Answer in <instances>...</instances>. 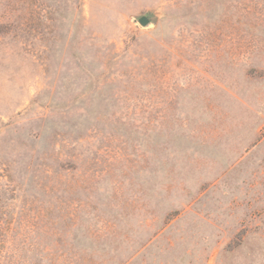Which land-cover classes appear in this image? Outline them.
Here are the masks:
<instances>
[{"label": "rangeland", "instance_id": "obj_1", "mask_svg": "<svg viewBox=\"0 0 264 264\" xmlns=\"http://www.w3.org/2000/svg\"><path fill=\"white\" fill-rule=\"evenodd\" d=\"M0 264H264V0H0Z\"/></svg>", "mask_w": 264, "mask_h": 264}, {"label": "water", "instance_id": "obj_2", "mask_svg": "<svg viewBox=\"0 0 264 264\" xmlns=\"http://www.w3.org/2000/svg\"><path fill=\"white\" fill-rule=\"evenodd\" d=\"M138 23L144 27L149 23V20L147 17H141L138 19Z\"/></svg>", "mask_w": 264, "mask_h": 264}]
</instances>
